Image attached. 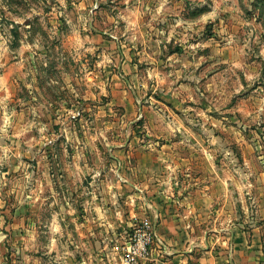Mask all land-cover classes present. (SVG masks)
Listing matches in <instances>:
<instances>
[{
  "label": "rangeland",
  "instance_id": "374dc122",
  "mask_svg": "<svg viewBox=\"0 0 264 264\" xmlns=\"http://www.w3.org/2000/svg\"><path fill=\"white\" fill-rule=\"evenodd\" d=\"M2 123L11 139L27 140L28 154L53 152L56 169L73 164L70 154L90 155L92 172L77 161L76 173L92 188L103 175L121 178L111 155L124 157L128 140L130 171L172 141L178 153L216 155L242 191L241 205L220 217L256 220L264 215V0H0ZM80 202L79 223L62 224L61 242L48 246L41 227L43 254L31 263L133 264L130 246L153 221L134 220L127 204L119 212ZM223 222L216 232L227 234ZM155 241L156 231L138 264H148Z\"/></svg>",
  "mask_w": 264,
  "mask_h": 264
},
{
  "label": "crops",
  "instance_id": "0c3cea01",
  "mask_svg": "<svg viewBox=\"0 0 264 264\" xmlns=\"http://www.w3.org/2000/svg\"><path fill=\"white\" fill-rule=\"evenodd\" d=\"M9 126L0 124L5 135L0 140V264H32L33 257L42 256L38 244L46 238L43 225L49 227L48 246L61 242L66 234L61 232L62 224L79 223L77 200L86 208L108 206L119 212L127 204L134 220L153 221L156 241L148 264H264V215L256 220H249L245 213L244 218L234 220L220 217L219 211L228 214L241 205L240 198L238 203L235 198L242 191L235 187V172L221 170L216 155L205 156L191 149L178 153L174 149L177 142L172 141L161 144L162 148H151L144 155L146 164L130 171L126 161L135 164L132 150L136 145L128 140L126 146L116 145L125 146L124 157L111 155L121 164L117 172L121 178L108 181L103 175L99 187L92 188L94 182L90 181V187L80 184L76 173L77 161L83 162L80 170L84 174L92 172L90 155L70 154L73 164L66 170L56 169L53 152L28 154L24 147L27 140L11 139ZM11 145L23 148L19 153L2 151ZM95 192L99 193L98 201V196L90 195ZM263 205L259 204V210ZM242 209L249 211L247 205ZM44 210L50 211L48 219ZM219 218L224 219V226H231L225 227L227 234L216 232ZM66 238L72 241L68 235Z\"/></svg>",
  "mask_w": 264,
  "mask_h": 264
},
{
  "label": "built area",
  "instance_id": "2783aa9c",
  "mask_svg": "<svg viewBox=\"0 0 264 264\" xmlns=\"http://www.w3.org/2000/svg\"><path fill=\"white\" fill-rule=\"evenodd\" d=\"M145 232L143 235L138 237V240L135 244L130 246V251L126 257L127 261L132 262L133 264H138L136 257H147L150 253V244L153 243L155 237V229L149 221L144 223Z\"/></svg>",
  "mask_w": 264,
  "mask_h": 264
}]
</instances>
